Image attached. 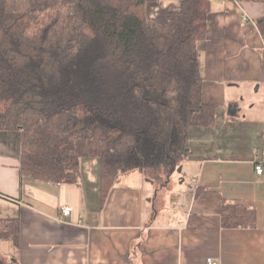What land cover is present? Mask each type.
Returning a JSON list of instances; mask_svg holds the SVG:
<instances>
[{"label":"trees","instance_id":"16d2710c","mask_svg":"<svg viewBox=\"0 0 264 264\" xmlns=\"http://www.w3.org/2000/svg\"><path fill=\"white\" fill-rule=\"evenodd\" d=\"M9 2L0 0V132L21 135L22 181L75 183L82 160L97 158L103 198L134 169L168 183L189 157L190 128L216 122L198 48L211 0H182L164 24L147 16L160 0ZM252 217L233 207L223 223ZM6 239L19 244L18 219H0Z\"/></svg>","mask_w":264,"mask_h":264},{"label":"crops","instance_id":"0c3cea01","mask_svg":"<svg viewBox=\"0 0 264 264\" xmlns=\"http://www.w3.org/2000/svg\"><path fill=\"white\" fill-rule=\"evenodd\" d=\"M181 5L150 3L147 16L164 24ZM206 35L203 100L217 114L214 125L190 128L189 157L173 174L189 185L185 204L169 206L173 215L148 207L173 175L162 186L138 169L103 198L99 159L82 160L75 183L22 181L20 137L0 132V219L20 221L19 244L0 241V264H264V172L255 169L264 144V0H211ZM241 94L251 96L250 111ZM238 206L254 212V224L223 223Z\"/></svg>","mask_w":264,"mask_h":264},{"label":"rangeland","instance_id":"374dc122","mask_svg":"<svg viewBox=\"0 0 264 264\" xmlns=\"http://www.w3.org/2000/svg\"><path fill=\"white\" fill-rule=\"evenodd\" d=\"M11 5H15L16 3L19 2V0H9ZM172 93L168 92V96H171ZM243 94H241L240 99V106L241 108H244L245 112L246 111H250L248 107H250L254 102L251 99V96L248 94L247 98L242 96ZM257 101L262 102L264 104V94H259L257 96ZM251 100V101H250ZM230 105V104H229ZM228 105V106H229ZM257 105V104H256ZM245 112H241V113H245ZM4 132V131H2ZM7 133V132H4ZM9 133H16L19 135V137L21 138V135L19 132H8ZM6 136V135H5ZM9 136V135H7ZM10 137H12L10 135ZM14 138V137H13ZM21 144V143H20ZM20 151H21V146H20ZM86 161H84L85 163L83 164L85 166V164H87V160H90L89 162H96L98 159L95 158H90V159H85ZM85 168V167H84ZM131 172V170H130ZM130 172H125V174H131ZM188 183L183 182V178L180 179L179 178V174L176 173L175 175L172 176L171 181H170V191H166V189H162L161 192L158 193V197L156 198L155 193L153 194V198L154 201L153 202H149L148 207H155V209H159V211H163L165 210V212H167L170 215H173L174 213H172L169 210V206L174 207L176 205H180V204H185V198H186V194H182L181 191L185 188L188 187ZM154 187L156 188V185H154ZM156 192V191H154Z\"/></svg>","mask_w":264,"mask_h":264},{"label":"built area","instance_id":"2783aa9c","mask_svg":"<svg viewBox=\"0 0 264 264\" xmlns=\"http://www.w3.org/2000/svg\"><path fill=\"white\" fill-rule=\"evenodd\" d=\"M256 165V172L261 174L264 172V144L259 150V157L255 162ZM62 212L64 216H68L72 213V208L70 206H63L62 207ZM208 264H216L212 259L208 260Z\"/></svg>","mask_w":264,"mask_h":264},{"label":"water","instance_id":"95a60500","mask_svg":"<svg viewBox=\"0 0 264 264\" xmlns=\"http://www.w3.org/2000/svg\"><path fill=\"white\" fill-rule=\"evenodd\" d=\"M235 106H234V108H232V104L229 106V112L231 113V114H234L235 113ZM182 171V168L180 167L179 169H178V172L180 173Z\"/></svg>","mask_w":264,"mask_h":264}]
</instances>
